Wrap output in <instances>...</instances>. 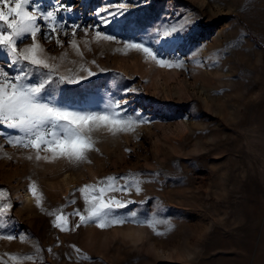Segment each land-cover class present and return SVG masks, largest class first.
<instances>
[{
	"label": "rangeland",
	"instance_id": "1",
	"mask_svg": "<svg viewBox=\"0 0 264 264\" xmlns=\"http://www.w3.org/2000/svg\"><path fill=\"white\" fill-rule=\"evenodd\" d=\"M61 2L73 11L59 15L83 29L100 24L95 11L117 0ZM126 2L125 16L100 25L117 42L97 44L93 31L87 37L77 31L83 59L70 47V28L59 34L63 47L42 35L40 42L49 56L67 53L63 62L57 59L61 73L80 63L97 73L80 85H61L71 100L92 106L109 96L126 100V114L139 113L146 122L115 136L97 133L99 151L79 165L28 160L34 152L0 139V191L6 194L0 204H12L0 217V233L18 237L0 240V259L7 253L35 257L25 264H264V0ZM185 18L184 29L164 40L166 46L176 42L173 50L153 43L156 29L179 27ZM125 40L145 42L183 67H159L142 53L125 51ZM130 173L138 174L142 191L109 193L132 201L117 215L160 220L156 231L132 222L75 227L78 216L69 217L71 230L53 226L50 212L83 211L77 189ZM33 181L43 210L28 190Z\"/></svg>",
	"mask_w": 264,
	"mask_h": 264
},
{
	"label": "snow or ice",
	"instance_id": "2",
	"mask_svg": "<svg viewBox=\"0 0 264 264\" xmlns=\"http://www.w3.org/2000/svg\"><path fill=\"white\" fill-rule=\"evenodd\" d=\"M72 11V7L61 0H44L43 3L40 0H0V61L3 62L0 63V126L12 130H0V139L14 148L34 152V156H26L28 160L47 163L66 160L74 165L90 163L88 154L99 151L95 139L97 133L107 132L115 136L135 131L136 127L146 122L139 113H136L135 118L126 114L123 107L126 100L109 96L101 105L92 106L71 100L66 95V90L61 88V85H80L97 73L84 63H80L75 70L68 68L65 73H61V63H57V59L63 62L67 53H62L59 58L49 56L40 42L41 35L45 41L55 39L56 44L63 47L59 34L67 35V29L70 28L73 37L70 47L83 59L84 52L75 39L77 31H84L86 37L89 30L93 31L91 42L97 44L117 42L116 35L101 31L100 25L107 27L118 17L125 16L129 12V6L126 0H117L115 4L100 7L94 13L100 24L83 29L79 24H67L59 15L61 12ZM188 22L185 18L179 27L161 26L156 29L157 38L153 43L159 44L161 40H167L182 31ZM29 39L31 42L25 44L24 41ZM89 43L85 39L84 47L88 48ZM122 43L125 51L142 53L146 60L155 62L159 67H183L182 61L165 59L145 42L125 40ZM21 44L24 46L21 47ZM91 63L95 65L96 62L93 60ZM127 91L132 90H125V93ZM121 180L124 181L123 184L119 183ZM131 188L137 193L142 191L138 174L108 176L95 184H85L77 189L84 201L83 211L76 209L68 214H63L62 210L50 212L49 215H55L53 226L61 231L71 230L67 227L69 217L78 216L79 223L75 227L95 223L97 227L104 229L132 222L146 224L156 231L160 220H139L136 212H130L126 216L117 215L116 210L126 208L132 201L119 199L109 193L127 192ZM28 190L34 197L36 206L43 210V195L38 191L35 181L30 183ZM5 196L0 191V198ZM71 203L75 204V201ZM11 208L10 202L0 204V217L6 216ZM4 227V223L0 222V229ZM17 238L11 233H0V240L13 241ZM19 239L23 242L27 237L20 236ZM36 251L38 254L40 249L37 247ZM76 251L79 252V249ZM5 255L8 259H0V264H8V261L25 264L35 260L33 255Z\"/></svg>",
	"mask_w": 264,
	"mask_h": 264
},
{
	"label": "bare ground",
	"instance_id": "3",
	"mask_svg": "<svg viewBox=\"0 0 264 264\" xmlns=\"http://www.w3.org/2000/svg\"><path fill=\"white\" fill-rule=\"evenodd\" d=\"M175 43H176V42H173V40H172V41H170L169 46H166L164 40H161V42L159 43V45H160V47L165 48V49L168 50V51H171V50L174 49V47H175ZM31 197H32V196H30L29 193H26V194L24 195V198H26L28 201L31 200Z\"/></svg>",
	"mask_w": 264,
	"mask_h": 264
}]
</instances>
